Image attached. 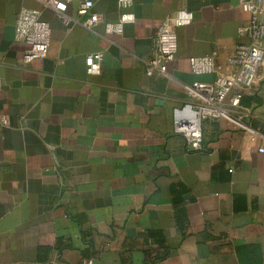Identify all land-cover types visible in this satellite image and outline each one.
Here are the masks:
<instances>
[{
    "label": "crops",
    "instance_id": "crops-1",
    "mask_svg": "<svg viewBox=\"0 0 264 264\" xmlns=\"http://www.w3.org/2000/svg\"><path fill=\"white\" fill-rule=\"evenodd\" d=\"M24 6L42 8L0 0V264H264L262 141L207 119L204 148L189 151L174 129L195 115L185 85L217 77L190 58L213 55L230 71L227 56L248 42L238 0H134L121 34L68 27L42 8L52 44L29 63L15 37ZM179 8L194 19L178 29L170 75H149L158 25ZM93 10L105 22L121 14L118 0ZM96 51L102 71L91 74ZM241 105L264 133V62Z\"/></svg>",
    "mask_w": 264,
    "mask_h": 264
},
{
    "label": "built area",
    "instance_id": "built-area-1",
    "mask_svg": "<svg viewBox=\"0 0 264 264\" xmlns=\"http://www.w3.org/2000/svg\"><path fill=\"white\" fill-rule=\"evenodd\" d=\"M42 8H51L66 26L81 24L88 30L104 23L108 33H123L127 23L136 20L132 11L134 0H118L121 9L119 19L115 22L103 21L101 15L93 10L94 0H77L78 15L69 12L70 4L75 0H38ZM240 5L250 13L248 24L240 27V34L248 37V42L238 43L227 56L231 70L225 71L215 56H192L190 64L197 74L216 72L213 82L195 81L186 84L188 95L194 100L195 115L177 118L174 122L175 132L181 134L189 151H200L204 148L203 125L207 119H225L237 128L242 129L251 141L261 140L259 152H264V133L245 120V111L241 100L259 77V67L264 62V0H238ZM42 8L24 6L18 13L15 27L16 40L27 44L23 56L25 63L45 58L52 44V26L42 18ZM194 14L186 8H179L162 21L156 32L155 54L146 62L149 75L159 73L169 76V64L175 60L178 52V29L191 23ZM103 52H91L86 56L87 70L91 74L102 71ZM2 82L0 78V90ZM3 124H8L9 115L1 116ZM84 260L78 264H92Z\"/></svg>",
    "mask_w": 264,
    "mask_h": 264
}]
</instances>
